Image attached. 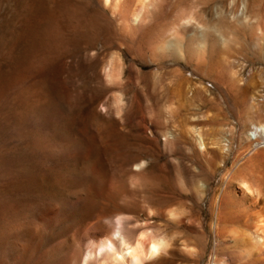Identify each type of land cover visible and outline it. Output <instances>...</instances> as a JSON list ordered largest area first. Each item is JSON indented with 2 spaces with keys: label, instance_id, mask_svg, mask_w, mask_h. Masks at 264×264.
Masks as SVG:
<instances>
[{
  "label": "rangeland",
  "instance_id": "rangeland-1",
  "mask_svg": "<svg viewBox=\"0 0 264 264\" xmlns=\"http://www.w3.org/2000/svg\"><path fill=\"white\" fill-rule=\"evenodd\" d=\"M139 1L0 0V264H81L118 218L166 241L144 264H264L234 177L264 162V0Z\"/></svg>",
  "mask_w": 264,
  "mask_h": 264
},
{
  "label": "bare ground",
  "instance_id": "bare-ground-1",
  "mask_svg": "<svg viewBox=\"0 0 264 264\" xmlns=\"http://www.w3.org/2000/svg\"><path fill=\"white\" fill-rule=\"evenodd\" d=\"M105 1V0H104ZM123 1V0H121ZM159 1V0H158ZM106 2L108 3V0H106ZM140 3L143 2V0L139 1ZM154 2V1H153ZM105 3V5L107 4ZM115 3V2H114ZM119 3V2H118ZM135 3V2H134ZM146 3V1H145ZM202 3V2H200ZM122 4V3H121ZM148 4V3H146ZM205 5H207V3H204ZM203 4V8H207L205 5ZM134 5V4H133ZM150 5V4H149ZM117 6V5H116ZM136 6V4H135ZM205 6V7H204ZM143 6H141L138 10V12L136 14H133L132 17H133V21H137L140 17V14H141V11H143L142 8ZM133 8V7H132ZM135 8V7H134ZM133 8V9H134ZM148 8V7H147ZM117 9V8H116ZM119 9V8H118ZM137 9V8H136ZM113 10V8H112ZM115 10V8H114ZM148 10V9H147ZM150 12V11H149ZM143 14V13H142ZM141 14V15H142ZM147 14V13H146ZM142 18H144L142 16ZM145 19V18H144ZM143 19V21H144ZM139 21V20H138ZM137 21V22H138ZM141 23H144L142 21H140ZM132 23V22H131ZM137 24V23H136ZM139 24V23H138ZM144 25V24H143ZM137 26V25H135ZM144 27V26H143ZM146 27V26H145ZM147 28V27H146ZM151 29V28H150ZM146 30V29H145ZM150 31V30H149ZM205 35V34H204ZM205 37V36H204ZM203 37V38H204ZM190 41V40H189ZM200 44V43H199ZM154 56V54H153ZM113 60V59H112ZM111 62V61H110ZM115 62V61H114ZM113 62V63H114ZM112 63V64H113ZM110 64V63H109ZM115 67L116 64H114ZM118 65V64H117ZM120 65V63H119ZM109 66V65H108ZM119 67V66H118ZM118 67H117V70H118ZM113 68V67H112ZM120 70V69H119ZM116 71V70H115ZM113 72V69L112 71H110V73ZM108 73V72H107ZM120 73V71H119ZM118 71L114 74L116 76V74H119ZM109 74V73H108ZM111 75V74H109ZM121 75V74H119ZM111 79V78H110ZM115 79V78H114ZM118 79V78H117ZM112 81V80H111ZM117 97V96H116ZM120 98V97H119ZM118 100V98L116 99ZM116 102V101H115ZM117 104V103H116ZM120 105V103H119ZM118 105V106H119ZM120 107V106H119ZM262 127L263 126H256L254 125L252 127V130L250 132L251 134V137H252V140H257V139H261V140H264V131L262 130ZM258 141V140H257ZM256 141V142H257ZM251 159H253L252 163L246 167H244L243 169L239 170L237 169L235 172H234V177L235 176H246L247 178L251 177V178H255L257 180V182L260 184V185H264V162L262 160H259L258 157H255L253 156ZM142 165V164H141ZM139 166V165H138ZM140 168H142L140 166ZM85 174V173H84ZM87 174V173H86ZM88 177V176H87ZM89 178V177H88ZM87 178V179H88ZM90 179V178H89ZM84 180L85 178H81L79 180H77L76 182L72 183L73 184V188H74V193L73 194H79L81 191H80V188H83L81 186H84L83 183H84ZM64 182V181H63ZM257 183V184H258ZM259 186V185H258ZM71 187V186H70ZM82 190V189H81ZM263 192V191H262ZM82 193V192H81ZM264 193V192H263ZM244 195V193H243ZM246 197L242 196L241 197V201L239 199L238 202H233L232 203V207L234 208L235 206L237 207H245V205L248 203V199L245 200ZM76 199V198H75ZM236 201V200H234ZM251 204V203H250ZM235 205V206H233ZM248 205V204H247ZM230 207V206H229ZM251 206H248L247 208L250 209ZM255 208V207H254ZM251 210V209H250ZM255 209L251 210L254 211ZM257 211V210H256ZM250 212V215H248V217H246V220H254L253 215H251L252 213ZM258 214L259 215H264V206L261 207L258 211ZM257 212L253 213V214H256ZM220 213V212H219ZM257 216V215H256ZM258 217V216H257ZM102 218V217H101ZM118 218V217H117ZM124 219V218H123ZM121 219V218H118L116 220H114V226H115V229L114 231L112 232L111 236L110 237H105L104 239H101L102 238V233H97L95 235H93L91 237V241H92V246H95V250L93 251V253L91 251H87L86 254L84 255V257L82 258V262L81 264H91V261H92V258H93V261L95 262V264H132V261L136 258H139L141 261H142V264L146 263V262H150L154 259H156L158 256L161 258L160 255H162V253L160 254V252L162 251L163 247H161L157 252H151L149 250V243L150 241L143 237L142 236H135L132 240L130 239V237H128L126 234H125V231H126V226H127V220L126 219ZM101 221V219H100ZM99 222V221H98ZM130 222V219L129 221ZM218 222V221H217ZM17 223V222H16ZM97 223V222H96ZM18 224V223H17ZM94 225V224H93ZM96 225V224H95ZM92 226V225H90ZM89 226V227H90ZM147 233V232H146ZM216 233V232H215ZM247 234V233H246ZM148 237V236H147ZM151 237V235H150ZM259 237V236H258ZM155 239V238H154ZM157 239V238H156ZM160 239V238H159ZM95 240V241H94ZM98 240H100V243H96ZM246 240V239H245ZM90 241V242H91ZM141 243L142 247H141V250L140 251H137L136 249V245L137 243ZM244 245L246 246V250L248 251L249 254H253L255 256V254H257V257H258V254L262 253V250L264 249V241L261 239V238H257V237H248L247 240L244 242ZM167 248V247H166ZM164 248V249H166ZM94 249V248H93ZM165 251V250H164ZM167 252V251H166ZM164 253V252H163ZM168 253V252H167ZM247 253V254H248ZM160 254V255H159ZM260 257V255H259ZM264 257V256H263ZM263 260V259H262Z\"/></svg>",
  "mask_w": 264,
  "mask_h": 264
},
{
  "label": "clouds",
  "instance_id": "clouds-1",
  "mask_svg": "<svg viewBox=\"0 0 264 264\" xmlns=\"http://www.w3.org/2000/svg\"><path fill=\"white\" fill-rule=\"evenodd\" d=\"M147 239L150 241L148 247L151 252H157L161 247L166 245V241L164 239H154L152 237H147ZM141 243H137L136 249L137 251L141 250ZM132 264H142V261L139 258H136L132 261Z\"/></svg>",
  "mask_w": 264,
  "mask_h": 264
}]
</instances>
